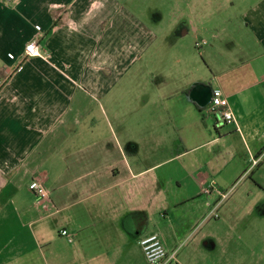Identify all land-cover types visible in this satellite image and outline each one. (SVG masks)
<instances>
[{"label":"crops","instance_id":"1","mask_svg":"<svg viewBox=\"0 0 264 264\" xmlns=\"http://www.w3.org/2000/svg\"><path fill=\"white\" fill-rule=\"evenodd\" d=\"M110 1L0 0V264H120L113 256L116 249L141 248L139 241L144 237H160L148 229L150 215L169 200L163 188L169 181L158 173L169 163L177 162L187 171L185 180H173L177 188L190 179L201 194L202 188L210 184V177L202 169L213 167L220 172L230 161L242 167L239 155L244 150L254 166L250 174L257 178L250 180L260 190L258 200H264L260 175L264 170V0H239L241 26L237 20L236 24L233 22L237 27L231 30V24L226 25L228 36L214 34L201 39L205 43L198 48L203 47V61L212 75L202 76L203 70H191L189 65L180 72L178 63L182 61L175 52L174 73L176 77L182 75L181 84L156 83L167 90L165 105L170 106L177 135H182L183 149L178 148L170 159L160 157L155 162L131 163L124 159L120 148L122 159L116 165L109 160L100 164L89 160L85 162L89 170L84 179H90L86 191L100 182L106 183L104 189L91 194L55 195L45 188L48 197L42 199L34 193L19 192L26 182L29 187L40 166L50 162L51 154L58 155L66 122H78L87 102H99L113 91L130 67L162 37L152 36L144 29L139 32L128 22L122 26L120 19H114L102 31ZM233 30L239 32L233 35ZM182 31L179 29V34L183 35ZM32 41L38 44L40 57L25 56V46ZM217 46L219 52H215ZM171 87L174 91L169 90ZM216 88L227 98L234 115V140L228 135L212 137L202 124L204 116L217 127L221 123L218 116L208 113L212 90ZM185 120L191 122L184 124ZM63 177L61 172L60 178ZM166 205L169 209L170 204ZM73 209L75 216H66ZM64 213L60 231L67 230L73 241L65 238L70 244L68 252L59 250L57 255L49 256L53 241L45 236L44 223ZM20 214L29 222L31 247L19 235L11 234V222L21 218ZM99 226L107 228L110 242L103 245L112 249L111 255H93L89 241L92 238L87 233L97 231ZM4 235L8 241L2 240ZM211 244L217 245L212 240L205 242L204 247ZM165 248L170 254L179 249ZM247 262L224 260L222 264H264L260 258ZM169 264L186 263L176 257Z\"/></svg>","mask_w":264,"mask_h":264},{"label":"rangeland","instance_id":"2","mask_svg":"<svg viewBox=\"0 0 264 264\" xmlns=\"http://www.w3.org/2000/svg\"><path fill=\"white\" fill-rule=\"evenodd\" d=\"M238 5L239 0H111L108 3V19L102 31H106L114 19H120L122 26L128 22L139 32L144 29L152 36L162 37L158 38L159 42H153L148 52L130 67L113 91L100 98L99 102H87L78 122H66L62 128L65 136L57 148H61L60 152L58 155L51 154L50 162L40 166L36 172V178L45 181V188L51 194L70 196L78 192L86 195L101 191L106 187L105 182L94 185L90 192L86 191L90 179H84L89 170L85 162L94 160L100 164L109 160V163L116 165L122 159L119 148L122 155H125L124 159L131 163L148 160L155 162L160 157L163 160L170 159L178 148L183 149L182 135H177L170 106L165 105L167 90L165 87L160 89L156 83L161 81L164 84L168 81L170 84H179L183 79L182 75L176 77L174 73L177 60L175 52L180 54L178 60L182 61L178 63L180 72L183 68L186 71L189 65L191 70H203L202 76L212 75L203 61V47L198 48L197 44L201 39L214 34L228 36L229 33L224 31L226 25L231 24L228 26L231 30L237 27V20L241 26L242 7L239 9ZM192 22L198 31H194ZM179 29L184 30L183 35L179 34ZM116 31L119 32L117 28ZM238 32L233 30V35ZM218 47L215 52H219ZM173 88L169 90L174 91ZM189 122L185 120L184 124ZM202 124L206 125L204 129L207 128L212 137L228 135L231 140L235 138L233 123H220L217 127L204 116ZM239 156H242V167L230 161L227 168L220 172H216L217 168L213 167L208 168L210 171L203 168L202 173L210 177V184L202 188L201 194L200 188L190 179L181 188L175 186L173 180H185L187 177V171L181 169L179 163L166 164L158 171L164 180L169 181L163 186L164 195L169 200L161 210L153 211L150 215L148 231L158 232L168 249L175 250L178 247L176 257L179 262L203 264L208 261L211 264H222L224 260L232 263L248 260L249 263V260L257 258L264 261V200H258L260 190L253 182L257 178L250 174L254 166L248 162V154L241 150ZM61 172H64L63 178H60ZM260 175L264 181V170L260 171ZM251 177L253 180H250ZM213 181L218 182L217 186L212 185ZM27 185V182L21 185L19 192L33 194ZM206 189L210 190L209 194L204 193ZM182 200L185 202L179 204ZM166 204H170L169 209ZM75 212V209L70 210L66 216L74 217ZM64 215H57L50 223H44L45 236H50L53 241L47 253L49 256L53 253L57 255L59 250L68 252L70 244L59 235ZM28 223L23 215L19 219L14 218L11 234L19 235V239L31 247ZM194 229L195 233L189 237ZM87 234L92 238L89 241L94 256L102 257L106 252L111 255L112 249L104 248L110 242L107 241V228L99 226L97 231ZM5 237L2 240L8 241ZM212 240L217 245L204 247L205 242ZM127 247L118 248L113 254L120 264H149L142 248Z\"/></svg>","mask_w":264,"mask_h":264},{"label":"built area","instance_id":"3","mask_svg":"<svg viewBox=\"0 0 264 264\" xmlns=\"http://www.w3.org/2000/svg\"><path fill=\"white\" fill-rule=\"evenodd\" d=\"M205 42L198 43L197 46ZM25 56L34 58L40 57V49L36 42L32 41L26 44L24 50ZM208 113L215 114L220 119L221 124H232L235 122L234 115L229 107V102L224 97L222 91L218 88L212 90L210 107ZM29 188L40 198L47 199L48 192L42 182L35 178L29 184ZM210 190H204L209 194ZM60 236L66 238L69 242L73 241V236L67 231H60ZM144 256L149 264H169L176 260V252L170 254L165 248L162 240L157 234L149 235L139 241Z\"/></svg>","mask_w":264,"mask_h":264}]
</instances>
